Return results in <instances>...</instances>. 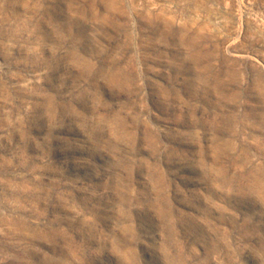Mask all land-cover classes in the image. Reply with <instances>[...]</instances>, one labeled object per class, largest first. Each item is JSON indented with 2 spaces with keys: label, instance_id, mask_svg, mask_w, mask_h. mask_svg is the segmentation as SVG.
I'll return each instance as SVG.
<instances>
[{
  "label": "rangeland",
  "instance_id": "obj_1",
  "mask_svg": "<svg viewBox=\"0 0 264 264\" xmlns=\"http://www.w3.org/2000/svg\"><path fill=\"white\" fill-rule=\"evenodd\" d=\"M0 264H264V0H0Z\"/></svg>",
  "mask_w": 264,
  "mask_h": 264
}]
</instances>
